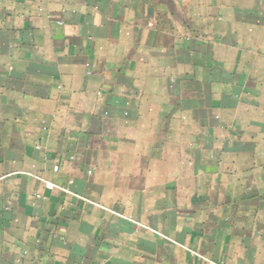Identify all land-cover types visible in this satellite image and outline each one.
I'll use <instances>...</instances> for the list:
<instances>
[{
  "label": "crops",
  "instance_id": "0c3cea01",
  "mask_svg": "<svg viewBox=\"0 0 264 264\" xmlns=\"http://www.w3.org/2000/svg\"><path fill=\"white\" fill-rule=\"evenodd\" d=\"M0 264H264V0H0Z\"/></svg>",
  "mask_w": 264,
  "mask_h": 264
}]
</instances>
